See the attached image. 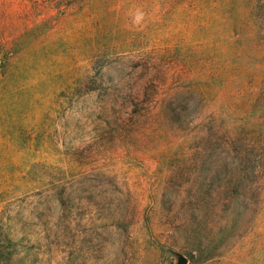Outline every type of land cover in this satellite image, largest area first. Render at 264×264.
<instances>
[{
    "label": "rangeland",
    "instance_id": "rangeland-1",
    "mask_svg": "<svg viewBox=\"0 0 264 264\" xmlns=\"http://www.w3.org/2000/svg\"><path fill=\"white\" fill-rule=\"evenodd\" d=\"M0 264H264V0H0Z\"/></svg>",
    "mask_w": 264,
    "mask_h": 264
}]
</instances>
